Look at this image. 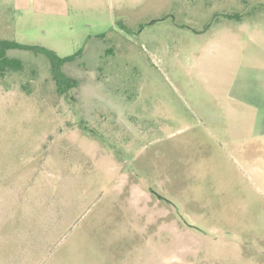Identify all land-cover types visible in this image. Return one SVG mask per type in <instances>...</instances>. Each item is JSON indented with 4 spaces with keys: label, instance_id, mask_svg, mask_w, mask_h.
I'll use <instances>...</instances> for the list:
<instances>
[{
    "label": "rangeland",
    "instance_id": "1",
    "mask_svg": "<svg viewBox=\"0 0 264 264\" xmlns=\"http://www.w3.org/2000/svg\"><path fill=\"white\" fill-rule=\"evenodd\" d=\"M264 0H0V264H264V148L223 110ZM258 39V38H257Z\"/></svg>",
    "mask_w": 264,
    "mask_h": 264
},
{
    "label": "crops",
    "instance_id": "2",
    "mask_svg": "<svg viewBox=\"0 0 264 264\" xmlns=\"http://www.w3.org/2000/svg\"><path fill=\"white\" fill-rule=\"evenodd\" d=\"M258 38V39H257ZM257 38L239 42L244 45L241 61L233 66L237 71L230 74V85L225 95L226 106L223 116L230 120L232 128L241 137L234 142L249 143L246 149L235 148V152L249 154L254 143L264 148V31H258Z\"/></svg>",
    "mask_w": 264,
    "mask_h": 264
},
{
    "label": "trees",
    "instance_id": "3",
    "mask_svg": "<svg viewBox=\"0 0 264 264\" xmlns=\"http://www.w3.org/2000/svg\"><path fill=\"white\" fill-rule=\"evenodd\" d=\"M16 49L43 54L50 60L52 74L57 84V92L60 96L67 98L69 92L78 87V81L67 76L63 72V67L66 63L73 61L76 56H79L82 53L81 51L74 56L62 58L55 51L44 47L24 45L0 38V74L4 75L9 71L19 72L23 70V65L20 60L8 56V51Z\"/></svg>",
    "mask_w": 264,
    "mask_h": 264
}]
</instances>
